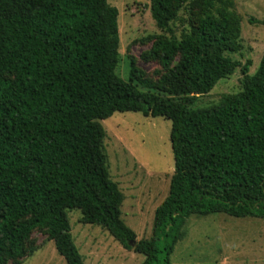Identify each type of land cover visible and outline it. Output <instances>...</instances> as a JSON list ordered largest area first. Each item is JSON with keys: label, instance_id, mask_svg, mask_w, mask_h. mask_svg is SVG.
Wrapping results in <instances>:
<instances>
[{"label": "trees", "instance_id": "16d2710c", "mask_svg": "<svg viewBox=\"0 0 264 264\" xmlns=\"http://www.w3.org/2000/svg\"><path fill=\"white\" fill-rule=\"evenodd\" d=\"M186 3L195 23L179 40L154 43L149 55L165 70L154 83L135 63L128 81L118 76L119 11L108 0H0V264L21 258L36 230L67 264H86L72 210L142 264H171L193 215L264 219V52L254 75L229 56L243 49L230 0H150L157 28L170 30ZM237 69L240 93L192 108ZM115 113L172 124L175 171L151 239L136 242L109 175L100 121Z\"/></svg>", "mask_w": 264, "mask_h": 264}, {"label": "rangeland", "instance_id": "374dc122", "mask_svg": "<svg viewBox=\"0 0 264 264\" xmlns=\"http://www.w3.org/2000/svg\"><path fill=\"white\" fill-rule=\"evenodd\" d=\"M230 1L242 20L243 49L229 56L242 65L249 63V74L254 75L264 52V26L252 24L250 19L264 21V0ZM108 2L119 11L118 76L128 81L131 65L135 63L149 80L159 83L165 70L149 55L153 45L161 37L179 40L189 33L195 23V9L189 3L184 4L170 30L164 31L157 28L151 16L150 0ZM243 78L237 69L219 81L208 95L199 96L192 108L218 105L224 97L240 93ZM138 89L149 91L139 85ZM100 123L106 132L104 151L109 175L124 196L122 219L136 233V242L151 239L155 212L169 195L175 171L170 140L172 124L162 117H145L141 113H115ZM68 216L75 243L87 264H94L95 252L112 258L106 264H142L145 260L143 255L125 250L105 229L82 224L79 210L69 211ZM224 257L231 258L226 264H264V219L193 215L170 258L171 264H221ZM9 264L67 263L49 240L47 231L36 230L25 244V254Z\"/></svg>", "mask_w": 264, "mask_h": 264}, {"label": "crops", "instance_id": "0c3cea01", "mask_svg": "<svg viewBox=\"0 0 264 264\" xmlns=\"http://www.w3.org/2000/svg\"><path fill=\"white\" fill-rule=\"evenodd\" d=\"M91 246H92V244H90ZM235 248H237V247H235ZM80 251V250H79ZM96 256V257H95ZM84 258V257H83ZM92 259L94 260V264H106V262L107 261H109V260H111L112 258H109V257H107L106 256V254H97V252H95V255H94V257H92ZM228 259H229V261H231V258H226V257H224L223 259H222V261H221V264H226V262L228 261ZM233 259H235V258H233ZM84 261H85V263H86V260H85V258H84ZM228 263V262H227ZM87 264V263H86ZM237 264V263H236Z\"/></svg>", "mask_w": 264, "mask_h": 264}, {"label": "water", "instance_id": "95a60500", "mask_svg": "<svg viewBox=\"0 0 264 264\" xmlns=\"http://www.w3.org/2000/svg\"><path fill=\"white\" fill-rule=\"evenodd\" d=\"M135 244V243H134Z\"/></svg>", "mask_w": 264, "mask_h": 264}]
</instances>
